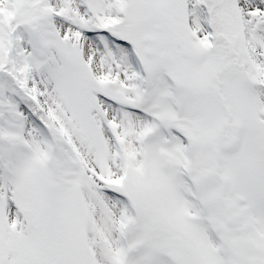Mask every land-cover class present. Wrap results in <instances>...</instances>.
I'll use <instances>...</instances> for the list:
<instances>
[{"label": "snow or ice", "instance_id": "6c2138e0", "mask_svg": "<svg viewBox=\"0 0 264 264\" xmlns=\"http://www.w3.org/2000/svg\"><path fill=\"white\" fill-rule=\"evenodd\" d=\"M0 264H264V0H0Z\"/></svg>", "mask_w": 264, "mask_h": 264}]
</instances>
